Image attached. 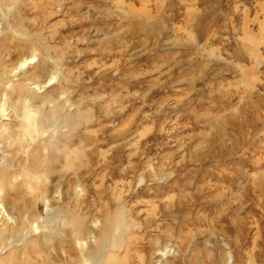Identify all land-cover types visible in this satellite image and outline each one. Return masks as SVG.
Returning a JSON list of instances; mask_svg holds the SVG:
<instances>
[{
	"label": "rangeland",
	"instance_id": "1",
	"mask_svg": "<svg viewBox=\"0 0 264 264\" xmlns=\"http://www.w3.org/2000/svg\"><path fill=\"white\" fill-rule=\"evenodd\" d=\"M109 256L264 264V0H0V264Z\"/></svg>",
	"mask_w": 264,
	"mask_h": 264
},
{
	"label": "bare ground",
	"instance_id": "2",
	"mask_svg": "<svg viewBox=\"0 0 264 264\" xmlns=\"http://www.w3.org/2000/svg\"><path fill=\"white\" fill-rule=\"evenodd\" d=\"M23 65L25 66V63H24ZM50 83H51V82H50ZM4 105H5V104H4ZM99 250H100V248H99ZM116 261H118V258H117V257H115V256H113V257L109 256V257H108L107 264H115Z\"/></svg>",
	"mask_w": 264,
	"mask_h": 264
}]
</instances>
